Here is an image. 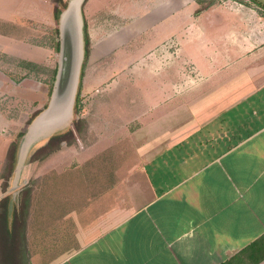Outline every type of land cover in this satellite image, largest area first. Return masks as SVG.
Instances as JSON below:
<instances>
[{"label": "crops", "instance_id": "crops-1", "mask_svg": "<svg viewBox=\"0 0 264 264\" xmlns=\"http://www.w3.org/2000/svg\"><path fill=\"white\" fill-rule=\"evenodd\" d=\"M11 1L13 8L0 5V52L49 66L55 74V1ZM208 1L201 8L195 0H84L88 53L81 84L89 88L121 74L126 81L160 79L164 107L147 111L162 116L155 133L161 141L147 147L144 157L137 155L134 138L118 143L119 155L125 157L120 148H126L134 157L132 165L120 176L115 167L112 176L102 177L104 186L82 206L80 218L78 213L71 218L72 228L61 236L51 233L46 262L41 241L38 250L31 246L26 219L17 225L10 251V212L19 205L8 204L0 264H264V10L242 0ZM36 24L49 27V45H27L19 38L27 26L37 31ZM172 37L179 44L176 56L155 58L160 44ZM53 51L50 66L45 61ZM132 65L136 72L127 75L124 70ZM100 97L97 120L107 130L104 111L113 103ZM174 115H189V121L178 117L169 123ZM10 123L0 113V131ZM0 138L9 145V138ZM155 156L161 158L153 171H161L160 180H173L158 187L146 166ZM107 178H113L111 185ZM63 243L70 246L52 251Z\"/></svg>", "mask_w": 264, "mask_h": 264}, {"label": "rangeland", "instance_id": "rangeland-1", "mask_svg": "<svg viewBox=\"0 0 264 264\" xmlns=\"http://www.w3.org/2000/svg\"><path fill=\"white\" fill-rule=\"evenodd\" d=\"M4 1L0 0V5ZM53 1H55L56 8L62 7L61 2ZM242 1L256 5L250 0ZM14 4L11 0L4 2L5 8L7 5L13 8ZM258 10L263 11L264 9L259 7ZM35 27L37 31L32 29L33 26H27L19 38L26 41L27 45L30 41L49 45L52 42L49 27L44 24L40 25L39 28L36 24ZM160 45L155 52V58L169 59L176 56L179 44L174 37ZM50 54L51 56L46 57L48 60L44 61L50 62V66H53L55 53L53 51ZM19 61L20 59L16 55L10 56L0 52V113H3L4 118L11 122L8 129L0 131V134L9 138L10 142L8 145L7 141H2L0 138V166L2 159H4L0 167V212L3 208L2 203H5L6 208L11 198L15 207L23 200L27 202L24 212L19 210L10 212L12 214L10 220L12 231L9 228L10 239L15 237L19 231L16 224H14V219H26V230L29 233L28 238L32 244L31 246L38 250L39 247L36 246V242L41 241L38 245H41L40 248L42 249V262H46L50 256L47 245L50 244L49 236L51 233L55 236L57 234L61 236L67 228H72L71 218H74L76 213L79 214L77 217L80 218L82 206L104 186L102 177L109 174L112 176L115 167L118 170L117 176H120L128 171L130 165H132L131 161L134 160V157L130 155L129 150L126 148H120L125 150L126 156L119 155L118 143L129 142L130 138H134L133 142H135L137 155L141 157H144L147 147L151 148L150 146H152L153 148L155 144L160 143L161 136L155 133L163 123L161 121L162 116L154 114V112L153 114L149 113L150 111L147 110H150L153 106L161 110L164 105H161L160 101H163L164 94L160 79L159 83H155V79L136 77L126 81L122 74L113 80L110 78L111 80L108 81L107 77L105 81L93 82L91 87L86 88L81 84L82 66L73 124L67 131L38 141L37 145L30 151L25 169L17 180L14 173V153L16 146L22 139L20 133H26L31 120L45 108L51 90L48 84L51 67L38 65V70H35L32 74L26 71L24 75L23 68L18 66ZM136 68V65H132L124 71L127 75H130L131 71L136 72ZM186 69L193 73L191 66L187 65ZM26 76L27 78L31 77L21 81ZM101 95L107 96L109 102L113 103L112 107L104 111L103 118L107 120V128L110 127L107 130L103 129L102 125L98 123L99 120H97L98 116L96 115L98 102L103 101V97L99 99ZM194 107L197 108L198 103H196V106L192 104L189 109ZM88 109H91V115L86 113ZM178 117H185L182 120H187L189 115L169 116V123H176L175 120ZM188 121H185L186 124ZM137 127H140V129L136 131ZM103 138L107 139L104 140ZM110 139H113V141L116 139V145L106 146L110 143ZM191 149L193 150V147ZM170 153L174 154L173 158L179 156L178 150L174 149ZM160 158L155 156L151 159L152 162L149 161L146 164L148 175L154 176L155 187L161 186L164 182L173 181L169 179L160 180L161 171L157 173L153 171L152 167ZM172 162L173 160H171ZM170 166H173V164H169ZM105 180L106 184L109 185L113 182V178ZM108 193L112 196L113 192L109 191ZM102 202L105 206V198L102 199ZM70 210H74L73 217H71V213H68ZM0 218L2 219L1 214ZM90 218L96 219L95 212L91 213ZM12 224L15 227H12ZM55 225L58 229L57 232H55V229L51 231ZM1 240L3 241L2 226L0 227ZM33 242L35 243L33 244ZM68 245L70 246L66 243L59 244L52 251L55 252L63 247L65 249V246ZM29 250H32V248Z\"/></svg>", "mask_w": 264, "mask_h": 264}, {"label": "water", "instance_id": "water-1", "mask_svg": "<svg viewBox=\"0 0 264 264\" xmlns=\"http://www.w3.org/2000/svg\"><path fill=\"white\" fill-rule=\"evenodd\" d=\"M264 6V0H255ZM84 0H68L58 15L57 65L49 100L30 122L14 153V173L18 180L30 151L37 142L67 131L75 119L76 98L85 59ZM9 205L13 204L12 198ZM8 205V206H9Z\"/></svg>", "mask_w": 264, "mask_h": 264}, {"label": "trees", "instance_id": "trees-1", "mask_svg": "<svg viewBox=\"0 0 264 264\" xmlns=\"http://www.w3.org/2000/svg\"><path fill=\"white\" fill-rule=\"evenodd\" d=\"M56 1L57 2H61L62 6H64L66 4L62 0H56ZM195 1H197L201 5V8H203L204 6L209 5L211 3L208 0H195ZM250 1H252L256 5H258L262 9H264V6L261 5V4H259L258 2H256L255 0H250ZM199 10H197V11H199ZM59 12H60V10L58 8H55V13L54 14H55V16H56L57 19H58ZM84 40H85V56H86V54L88 53V40H87L85 34H84ZM52 41H53V36H52ZM56 43H57V48H58V42H56ZM19 63H20V65H22V67H24L26 69L27 72H32V71L38 70V65H36V64H34L32 62L25 61V60H20ZM53 77H54V70L50 74V79L48 81L49 87H51V84H52V81H53ZM78 95H79V91H78L77 96ZM21 135L22 134L20 133V136ZM11 160H12V158H11ZM26 203L27 202L25 200H23V202L19 204V211H21V212L23 211L24 212V210H25V208L27 206ZM4 204L5 203H2V207L3 208H2V210L0 212V214L2 215V219L0 218L1 224L5 222V206H4ZM14 221H15L14 224H16V226L18 224H19V226H21V221L22 220L20 218L14 219ZM11 240L13 241V245H11L12 247L10 246V251H12V249L15 250V247H16V242H15L14 237Z\"/></svg>", "mask_w": 264, "mask_h": 264}]
</instances>
